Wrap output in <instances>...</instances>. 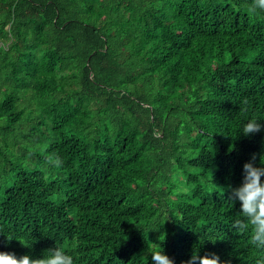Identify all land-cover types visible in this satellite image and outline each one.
<instances>
[{
	"label": "trees",
	"instance_id": "16d2710c",
	"mask_svg": "<svg viewBox=\"0 0 264 264\" xmlns=\"http://www.w3.org/2000/svg\"><path fill=\"white\" fill-rule=\"evenodd\" d=\"M252 117L255 0H0V251L264 264L227 200L264 162V130L238 134Z\"/></svg>",
	"mask_w": 264,
	"mask_h": 264
},
{
	"label": "clouds",
	"instance_id": "9594fccd",
	"mask_svg": "<svg viewBox=\"0 0 264 264\" xmlns=\"http://www.w3.org/2000/svg\"><path fill=\"white\" fill-rule=\"evenodd\" d=\"M255 6L264 9V0H255ZM264 119L252 117L244 122L238 132L239 135L264 130ZM254 157L242 165V178L232 187L229 186L227 200L231 204L239 203L237 218L232 222L237 230L250 229L252 243L256 248H264V162L259 165L253 163ZM2 233V232H0ZM3 234V233H2ZM12 240L11 235L5 236ZM207 240L212 241L211 238ZM151 264H175L174 259L162 250L150 253ZM0 264H74L73 257L58 247L49 248L40 258L29 254L17 255L11 251H0ZM181 264H226L215 253L199 255V250L193 251L191 256Z\"/></svg>",
	"mask_w": 264,
	"mask_h": 264
}]
</instances>
